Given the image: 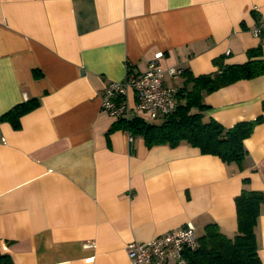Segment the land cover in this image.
I'll list each match as a JSON object with an SVG mask.
<instances>
[{
	"label": "crops",
	"instance_id": "crops-1",
	"mask_svg": "<svg viewBox=\"0 0 264 264\" xmlns=\"http://www.w3.org/2000/svg\"><path fill=\"white\" fill-rule=\"evenodd\" d=\"M262 16L264 0H0V254L13 264H130L128 243L188 223L198 236L216 224L234 237L235 197L264 193V74L202 96L204 122L262 118L240 165L110 131L118 120L101 102L110 83L155 59L177 91L184 72L212 74L216 60L243 64L252 50L264 60V33L252 32ZM31 99L15 127L5 115ZM126 102L135 106L133 91ZM256 236L264 264V204Z\"/></svg>",
	"mask_w": 264,
	"mask_h": 264
},
{
	"label": "trees",
	"instance_id": "trees-1",
	"mask_svg": "<svg viewBox=\"0 0 264 264\" xmlns=\"http://www.w3.org/2000/svg\"><path fill=\"white\" fill-rule=\"evenodd\" d=\"M258 50L249 51V60L243 64L214 63L218 71L195 77L185 73V87L177 92L178 104L174 113L159 124L146 123L139 117L119 119L110 129L127 131L131 136H141L147 147L168 145L175 147L181 143L197 147L204 155L218 157L225 164L240 165L246 154L244 141L250 137L255 121L239 122L224 128L215 121L204 122L202 111L207 107L202 103L203 94L211 93L232 85L240 80H248L264 74V60L252 59ZM36 101L31 99L14 107L5 118L17 127L19 118L34 109ZM196 110V111H195ZM264 204V193L241 190L235 197L237 233L225 236L216 224H208L198 236V246L186 254L188 264H260L256 227ZM0 264H13L7 255L0 254Z\"/></svg>",
	"mask_w": 264,
	"mask_h": 264
},
{
	"label": "built area",
	"instance_id": "built-area-1",
	"mask_svg": "<svg viewBox=\"0 0 264 264\" xmlns=\"http://www.w3.org/2000/svg\"><path fill=\"white\" fill-rule=\"evenodd\" d=\"M254 35L264 33V16L253 29ZM177 75L176 69L166 71ZM163 72L156 59L142 73L128 70L121 81L110 83L104 90L102 110L116 120L146 115L149 119L168 117L176 110L177 89L164 85ZM136 96V103L129 108L126 102L128 91ZM198 246V235L194 225L188 223L167 235L158 236L147 242H130L126 253L130 264H188L186 254Z\"/></svg>",
	"mask_w": 264,
	"mask_h": 264
},
{
	"label": "rangeland",
	"instance_id": "rangeland-1",
	"mask_svg": "<svg viewBox=\"0 0 264 264\" xmlns=\"http://www.w3.org/2000/svg\"><path fill=\"white\" fill-rule=\"evenodd\" d=\"M161 120H162V118H158V121H160V122H161Z\"/></svg>",
	"mask_w": 264,
	"mask_h": 264
}]
</instances>
